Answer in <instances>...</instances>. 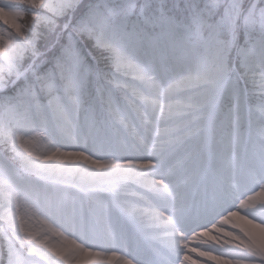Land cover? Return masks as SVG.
I'll return each instance as SVG.
<instances>
[{"label":"snow or ice","instance_id":"1","mask_svg":"<svg viewBox=\"0 0 264 264\" xmlns=\"http://www.w3.org/2000/svg\"><path fill=\"white\" fill-rule=\"evenodd\" d=\"M0 264H264V0H0Z\"/></svg>","mask_w":264,"mask_h":264}]
</instances>
